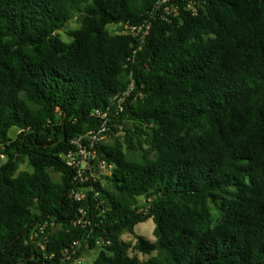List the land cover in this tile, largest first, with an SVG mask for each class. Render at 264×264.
I'll list each match as a JSON object with an SVG mask.
<instances>
[{
	"label": "trees",
	"instance_id": "1",
	"mask_svg": "<svg viewBox=\"0 0 264 264\" xmlns=\"http://www.w3.org/2000/svg\"><path fill=\"white\" fill-rule=\"evenodd\" d=\"M160 1L0 0V264H264V0ZM107 108L81 183L65 155Z\"/></svg>",
	"mask_w": 264,
	"mask_h": 264
},
{
	"label": "built area",
	"instance_id": "2",
	"mask_svg": "<svg viewBox=\"0 0 264 264\" xmlns=\"http://www.w3.org/2000/svg\"><path fill=\"white\" fill-rule=\"evenodd\" d=\"M159 5H164V12H176L178 7L170 3V0H161ZM151 24L145 23L141 25L126 26V31L134 35L140 36L141 40H145L150 31ZM134 89V81H132L128 88L117 94L114 98L117 110L122 111L126 99L129 97ZM111 109H96L94 115L102 119L101 126L97 130L88 132L85 135H80L71 140L73 148H71L65 155L67 165L75 169V179L81 183L87 182L90 178H97L95 176L96 165L99 168L106 166L105 161L99 160L97 153V144L104 139L108 132V123ZM71 195L76 200H81L85 197L84 190H72Z\"/></svg>",
	"mask_w": 264,
	"mask_h": 264
},
{
	"label": "rangeland",
	"instance_id": "3",
	"mask_svg": "<svg viewBox=\"0 0 264 264\" xmlns=\"http://www.w3.org/2000/svg\"><path fill=\"white\" fill-rule=\"evenodd\" d=\"M79 25H80L79 21L77 19H74L61 31V33L63 35V39L66 42H70L73 39L68 34L69 30L75 29ZM110 28L112 30H115L116 26L112 25V26H110ZM119 135L122 136L123 134L122 133L121 134L120 133L115 134V136H119ZM113 139H114L113 135L111 133H108L104 137L103 141L105 143H110L113 141ZM1 159H2V161H5V158L2 157ZM21 169H29V166L27 164H23L21 166ZM108 171H109L108 168L104 166L103 168H99L98 172H95V176L97 178L104 179L103 175L106 174ZM54 177L56 179H58L59 174H54ZM140 202H143V198H140ZM210 209H211V212H212V215L214 218V222H216L219 219L221 212H220L219 208L217 207V205H215L212 202L210 203ZM154 228H155V222L152 218H150L144 222L137 224L135 226V232L137 234L145 236L148 239L154 240L155 239ZM122 237L124 240L131 242L132 244L136 242V236L132 233L126 232L125 234H123ZM98 251H99L98 249H92V248H89L88 246H85L81 249L79 258L74 263L75 264H93V261L96 258ZM134 253H137L141 259H147L150 256V255L143 254L141 252H131V254H134Z\"/></svg>",
	"mask_w": 264,
	"mask_h": 264
}]
</instances>
